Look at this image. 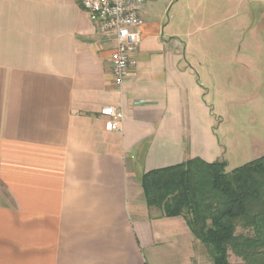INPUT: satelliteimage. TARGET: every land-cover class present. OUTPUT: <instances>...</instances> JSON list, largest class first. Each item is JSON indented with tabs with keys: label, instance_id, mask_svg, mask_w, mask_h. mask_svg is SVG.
Returning <instances> with one entry per match:
<instances>
[{
	"label": "crops",
	"instance_id": "crops-1",
	"mask_svg": "<svg viewBox=\"0 0 264 264\" xmlns=\"http://www.w3.org/2000/svg\"><path fill=\"white\" fill-rule=\"evenodd\" d=\"M180 1L144 0L120 89L79 0H0V264H214L142 178L196 157L228 170L222 99L264 52V0H190L187 36Z\"/></svg>",
	"mask_w": 264,
	"mask_h": 264
},
{
	"label": "trees",
	"instance_id": "trees-1",
	"mask_svg": "<svg viewBox=\"0 0 264 264\" xmlns=\"http://www.w3.org/2000/svg\"><path fill=\"white\" fill-rule=\"evenodd\" d=\"M142 186L150 206L186 218L214 264H264V155L232 170L191 158L147 171Z\"/></svg>",
	"mask_w": 264,
	"mask_h": 264
},
{
	"label": "rangeland",
	"instance_id": "rangeland-1",
	"mask_svg": "<svg viewBox=\"0 0 264 264\" xmlns=\"http://www.w3.org/2000/svg\"><path fill=\"white\" fill-rule=\"evenodd\" d=\"M189 7L190 0H181L171 9L172 12L181 9L183 18L179 23H181L182 33L185 36L189 32ZM201 17H205V15L202 14ZM204 24L201 23V25ZM211 31L212 41H217L216 36L221 38V30L216 26H213ZM236 36V34L233 35V39ZM246 60L244 58L239 62V66H243V78L239 74L237 78L235 76V78L229 79L230 82L235 80L239 82V90L230 88L224 93L222 99L225 110L223 115L225 122L222 124L223 138L228 144L231 143L229 145H232L227 155L228 170L249 162L254 156L264 155V52L261 51L258 60ZM230 69L235 72L236 65L230 63ZM232 261L241 262L233 255Z\"/></svg>",
	"mask_w": 264,
	"mask_h": 264
},
{
	"label": "built area",
	"instance_id": "built-area-1",
	"mask_svg": "<svg viewBox=\"0 0 264 264\" xmlns=\"http://www.w3.org/2000/svg\"><path fill=\"white\" fill-rule=\"evenodd\" d=\"M79 3L97 26L98 35L113 41L112 72L116 86L122 89L136 63L132 53L141 40L139 27L144 23V0H79ZM101 114L111 118L115 130H122L125 118L122 107L107 105Z\"/></svg>",
	"mask_w": 264,
	"mask_h": 264
}]
</instances>
